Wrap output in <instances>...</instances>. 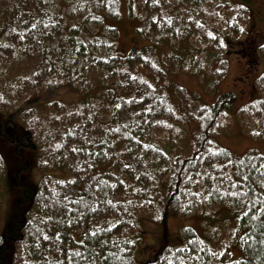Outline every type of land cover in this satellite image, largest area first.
<instances>
[{"label": "rangeland", "instance_id": "1", "mask_svg": "<svg viewBox=\"0 0 264 264\" xmlns=\"http://www.w3.org/2000/svg\"><path fill=\"white\" fill-rule=\"evenodd\" d=\"M36 1L27 0L26 9L37 7ZM43 1L52 14L49 28L61 27L50 32L52 35L64 38L70 29L80 28V35L90 40L105 39L111 26L116 35L109 41L116 55L124 58L152 48L130 67L118 64L113 71L102 72L91 65L73 82L66 77L60 54L43 53L52 35L16 46L11 56L5 55L11 66L0 61V234L8 212L23 197L22 185L38 192L45 179L52 184L73 180L72 161L58 163L66 150V135L85 131L89 125L82 140L99 138L97 132L111 122L117 103L140 101L138 109L147 114L140 124L149 128L143 134L174 158L186 152V138L197 125L192 119L212 126L215 148H225L236 157L248 152L264 155V0H115L117 14L111 16L99 7L103 0ZM9 4L0 0V11ZM184 9L197 17L187 13L181 22L177 17L186 13ZM12 10L16 11L15 5ZM87 14L94 16L95 23L85 22ZM4 23L0 18V25ZM9 37L4 42L20 38L14 33ZM106 53L101 50L93 56L107 60ZM69 71L75 73L76 69ZM107 89L110 92L103 95ZM228 92L236 102L230 108L219 107L217 98ZM150 119L154 125L148 124ZM88 172L85 170L84 178ZM38 201L23 206L27 216L36 217ZM217 206L211 207L215 215L210 225H203L198 215L171 216L165 227L142 220L145 233L136 255L140 260L148 258L153 250L145 247L162 240L179 247L182 242L177 238L184 229L193 228L202 235L204 226L205 234L217 240L213 246L223 251L236 228L229 210H217Z\"/></svg>", "mask_w": 264, "mask_h": 264}, {"label": "trees", "instance_id": "2", "mask_svg": "<svg viewBox=\"0 0 264 264\" xmlns=\"http://www.w3.org/2000/svg\"><path fill=\"white\" fill-rule=\"evenodd\" d=\"M3 1L10 4L0 11L5 22L0 25V61L11 66L5 55L11 56L16 46L49 39L50 32L60 31L61 27L49 28L48 17L52 14L43 0H37L38 6L28 10L27 0ZM115 2L103 0L99 7L109 16L116 15ZM23 12L25 15H21ZM187 13L197 17L186 10L177 19L182 22V15ZM93 18L87 14L85 22L95 23ZM101 24L106 31L108 26ZM107 31L105 39L92 40L80 35V28L70 29L64 38L55 33L43 53L60 54L66 77L73 82L91 65L102 72L113 71L118 64L130 67L142 60L141 53L152 48L123 58L114 53V44L109 41L116 29L109 26ZM11 33L19 40L4 42ZM104 42L106 48L99 44ZM101 50L107 51V60L93 56ZM72 68L75 73L69 71ZM107 92L110 89L102 93ZM235 102L231 92L217 98L219 107L230 108ZM139 106L141 102L135 99L117 103L111 122L101 125L102 130L97 132L100 137L93 141L82 140L89 125L85 131L66 135V150L58 163L72 161L73 180L52 184L45 179L38 192L22 185L23 197L8 212L5 230L0 234V264H264V155L248 152L236 157L225 148H215L212 126L205 120L192 119L197 125L186 138V152L174 158L143 134L149 128L140 124L147 114ZM148 124L154 125V120ZM85 170L89 172L84 178ZM37 199L36 217L27 216L23 206ZM213 204L233 216L236 232L232 231L229 241L233 246L229 243L224 244L223 251L217 249L213 246L217 240L205 234L204 226L202 235L193 228L184 229L177 238L182 247L162 240L156 246L145 247L153 250L148 258L140 260L136 255L145 233L142 220L165 227L171 216L198 215L203 225H210L214 224L209 221L215 215Z\"/></svg>", "mask_w": 264, "mask_h": 264}, {"label": "snow or ice", "instance_id": "3", "mask_svg": "<svg viewBox=\"0 0 264 264\" xmlns=\"http://www.w3.org/2000/svg\"><path fill=\"white\" fill-rule=\"evenodd\" d=\"M82 243V242H81Z\"/></svg>", "mask_w": 264, "mask_h": 264}]
</instances>
